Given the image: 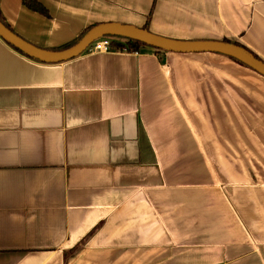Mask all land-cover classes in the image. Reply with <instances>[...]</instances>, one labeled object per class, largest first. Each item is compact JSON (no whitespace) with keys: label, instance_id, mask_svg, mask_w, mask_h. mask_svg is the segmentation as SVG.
Here are the masks:
<instances>
[{"label":"crops","instance_id":"obj_1","mask_svg":"<svg viewBox=\"0 0 264 264\" xmlns=\"http://www.w3.org/2000/svg\"><path fill=\"white\" fill-rule=\"evenodd\" d=\"M38 1L50 16L0 13L42 48L151 14L264 61V0ZM0 264H264V77L147 45L45 63L0 37Z\"/></svg>","mask_w":264,"mask_h":264},{"label":"water","instance_id":"obj_2","mask_svg":"<svg viewBox=\"0 0 264 264\" xmlns=\"http://www.w3.org/2000/svg\"><path fill=\"white\" fill-rule=\"evenodd\" d=\"M106 36L134 39L154 49L169 52L223 54L242 62L264 77V61L247 48L228 41L180 40L130 24L104 22L91 27L78 42L68 48L47 49L25 40L0 20V37L27 56L45 63H58L75 58L85 52L95 40Z\"/></svg>","mask_w":264,"mask_h":264},{"label":"trees","instance_id":"obj_3","mask_svg":"<svg viewBox=\"0 0 264 264\" xmlns=\"http://www.w3.org/2000/svg\"><path fill=\"white\" fill-rule=\"evenodd\" d=\"M24 5H26L29 9L39 12L45 16H50V13L48 11V9L38 0H23ZM151 16V14H150ZM149 16V19H150ZM149 19L147 24L144 26V29H148V24H149ZM0 20L7 26L9 27L11 30H13L10 25L6 22V20L4 19V17L2 16V14L0 13ZM91 27L85 29L82 34H80V36L78 38H76L75 40L68 42L60 47H58L57 49H65L68 48L70 46H72L73 44H75L76 42H78L83 35L90 29ZM14 31V30H13ZM112 39V48H114L115 50H126V51H130V52H136L139 51L141 46L145 45L144 43L134 40V39H129V38H123V37H112V36H108ZM228 42H230L229 40H226ZM238 45L243 46L242 44L236 43ZM12 46V45H11ZM13 47V46H12ZM244 47V46H243ZM15 48V47H13ZM246 48V47H245ZM16 49V48H15ZM18 50V49H16ZM158 53L163 52V50H159V49H155ZM19 51V50H18ZM21 52V51H20ZM23 53V52H21ZM24 54V53H23ZM26 55V54H24ZM27 56V55H26ZM257 56V55H256ZM259 59L260 57L257 56ZM232 58V57H231ZM234 59V58H232ZM236 62L243 64L242 62L234 59Z\"/></svg>","mask_w":264,"mask_h":264},{"label":"built area","instance_id":"obj_4","mask_svg":"<svg viewBox=\"0 0 264 264\" xmlns=\"http://www.w3.org/2000/svg\"><path fill=\"white\" fill-rule=\"evenodd\" d=\"M91 52H110L112 50V39L108 36L95 40L90 46Z\"/></svg>","mask_w":264,"mask_h":264}]
</instances>
